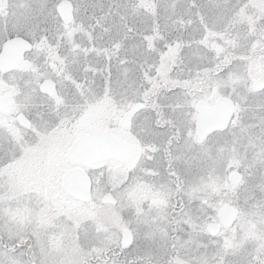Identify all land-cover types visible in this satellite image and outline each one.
<instances>
[{"label": "snow or ice", "instance_id": "obj_1", "mask_svg": "<svg viewBox=\"0 0 264 264\" xmlns=\"http://www.w3.org/2000/svg\"><path fill=\"white\" fill-rule=\"evenodd\" d=\"M0 264H264V0H0Z\"/></svg>", "mask_w": 264, "mask_h": 264}]
</instances>
